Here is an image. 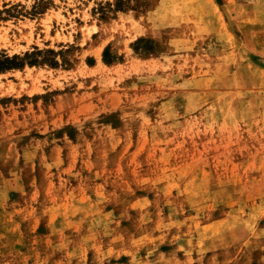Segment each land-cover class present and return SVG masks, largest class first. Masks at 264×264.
I'll return each instance as SVG.
<instances>
[{"label":"rangeland","instance_id":"374dc122","mask_svg":"<svg viewBox=\"0 0 264 264\" xmlns=\"http://www.w3.org/2000/svg\"><path fill=\"white\" fill-rule=\"evenodd\" d=\"M14 56L0 264H264V0H0Z\"/></svg>","mask_w":264,"mask_h":264},{"label":"trees","instance_id":"16d2710c","mask_svg":"<svg viewBox=\"0 0 264 264\" xmlns=\"http://www.w3.org/2000/svg\"><path fill=\"white\" fill-rule=\"evenodd\" d=\"M107 49H105V53H106ZM21 58H19L18 56H14V58L10 59V58H6V60L4 61L5 63H1L0 62V72H4L7 70H11L14 68H18L19 64L18 61Z\"/></svg>","mask_w":264,"mask_h":264},{"label":"crops","instance_id":"0c3cea01","mask_svg":"<svg viewBox=\"0 0 264 264\" xmlns=\"http://www.w3.org/2000/svg\"><path fill=\"white\" fill-rule=\"evenodd\" d=\"M3 187H4L3 185H0V190H2V189H3Z\"/></svg>","mask_w":264,"mask_h":264}]
</instances>
